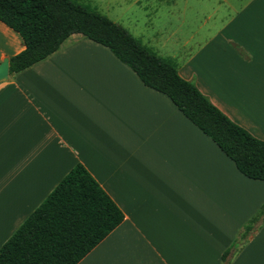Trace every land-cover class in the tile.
<instances>
[{
  "label": "crops",
  "instance_id": "crops-1",
  "mask_svg": "<svg viewBox=\"0 0 264 264\" xmlns=\"http://www.w3.org/2000/svg\"><path fill=\"white\" fill-rule=\"evenodd\" d=\"M215 1L226 11L207 19L219 25L201 31L185 63L167 58L264 141V0ZM24 48L0 21V62ZM79 163L124 220L78 264H223L264 205V181L239 172L108 48L72 35L0 83V248ZM262 218L230 264H264Z\"/></svg>",
  "mask_w": 264,
  "mask_h": 264
},
{
  "label": "trees",
  "instance_id": "trees-1",
  "mask_svg": "<svg viewBox=\"0 0 264 264\" xmlns=\"http://www.w3.org/2000/svg\"><path fill=\"white\" fill-rule=\"evenodd\" d=\"M0 21L25 46L9 58L10 75L47 59L72 35H81L108 48L144 85L168 96L239 172L264 181V141L233 122L184 79L171 58L159 55L90 5L78 0H0ZM263 214L264 205L223 253V264H230ZM123 220L122 210L79 163L2 245L0 264H78Z\"/></svg>",
  "mask_w": 264,
  "mask_h": 264
},
{
  "label": "rangeland",
  "instance_id": "rangeland-1",
  "mask_svg": "<svg viewBox=\"0 0 264 264\" xmlns=\"http://www.w3.org/2000/svg\"><path fill=\"white\" fill-rule=\"evenodd\" d=\"M78 1L123 26L159 55L177 57L180 64L187 61L194 42L196 46L204 40L202 33L219 25V19H207L208 15L226 11L224 5L215 0ZM262 219L259 216L253 227H257Z\"/></svg>",
  "mask_w": 264,
  "mask_h": 264
},
{
  "label": "water",
  "instance_id": "water-1",
  "mask_svg": "<svg viewBox=\"0 0 264 264\" xmlns=\"http://www.w3.org/2000/svg\"><path fill=\"white\" fill-rule=\"evenodd\" d=\"M9 58H5L0 62V83L7 81L9 74Z\"/></svg>",
  "mask_w": 264,
  "mask_h": 264
}]
</instances>
